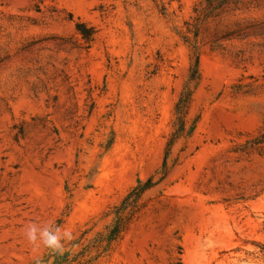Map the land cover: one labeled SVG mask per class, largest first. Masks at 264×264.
<instances>
[{
	"label": "rangeland",
	"instance_id": "1",
	"mask_svg": "<svg viewBox=\"0 0 264 264\" xmlns=\"http://www.w3.org/2000/svg\"><path fill=\"white\" fill-rule=\"evenodd\" d=\"M37 258L264 264V0H0V264Z\"/></svg>",
	"mask_w": 264,
	"mask_h": 264
},
{
	"label": "clouds",
	"instance_id": "2",
	"mask_svg": "<svg viewBox=\"0 0 264 264\" xmlns=\"http://www.w3.org/2000/svg\"><path fill=\"white\" fill-rule=\"evenodd\" d=\"M24 235L34 248L43 246L57 255H62L66 245L76 238L70 229L62 228L53 222L45 223L43 226L30 222L24 228ZM35 264H41V261L37 258Z\"/></svg>",
	"mask_w": 264,
	"mask_h": 264
},
{
	"label": "trees",
	"instance_id": "3",
	"mask_svg": "<svg viewBox=\"0 0 264 264\" xmlns=\"http://www.w3.org/2000/svg\"><path fill=\"white\" fill-rule=\"evenodd\" d=\"M78 28L80 31L84 32L85 34L88 33V29L86 28V26L83 23H78ZM199 69H200V59H199V55L196 54V58H195V62L192 66V75L190 77L189 83L186 86V89L183 91L180 100L178 102L177 105V111L181 114H183L184 110L186 108H188L189 104L192 101L193 98V92H194V87H192V83L194 81H196L199 78ZM184 117V116H183ZM181 117V124H184V118ZM183 126L181 127V130H183ZM193 131V129L191 131H189V134H191V132ZM146 188V187H144ZM143 189H140V192H142ZM140 195V193H138ZM119 227L118 225L115 227V229L113 230L114 233H117L119 231ZM62 263V259H58L56 261L55 264H61Z\"/></svg>",
	"mask_w": 264,
	"mask_h": 264
}]
</instances>
